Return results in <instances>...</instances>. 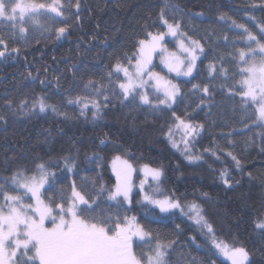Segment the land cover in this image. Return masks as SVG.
Segmentation results:
<instances>
[{"label":"trees","instance_id":"1","mask_svg":"<svg viewBox=\"0 0 264 264\" xmlns=\"http://www.w3.org/2000/svg\"><path fill=\"white\" fill-rule=\"evenodd\" d=\"M62 2L67 4L68 0ZM71 2L75 4V0ZM80 3L78 13L75 7L65 10L68 30L59 38L56 29L66 24L51 13L37 25L26 24L24 34H13L11 25L0 22V37L8 49L0 57V115L4 116L0 121V184L10 194H23V190H13L11 177L19 170L32 173L43 163L53 175L41 194L52 208L71 202L74 181L90 205L93 200L97 202L91 210L81 212L84 205L80 207L85 221L111 227L123 224L125 217L137 216L153 235L151 240L135 241L136 254L144 264L154 252L156 237L161 243L175 241L167 253V264H231L218 254L206 229L201 230L188 215L178 210H173L174 215L160 213L156 205L140 200V190H134L131 205L123 198L109 200L108 194L117 183L112 161L120 155L136 166L162 168L163 184L172 198L197 202L215 229L217 240L244 247L252 264H264V234L255 227L264 217V126H259L264 123L257 121V105L247 106L240 96V73L246 65L237 55L239 49L247 51L249 47L247 33L237 25L259 35L258 27L264 26V0ZM165 3L180 9L175 18L182 20L183 31L201 40L205 55L198 61L194 78L178 79L182 97L172 109L158 110L140 105L138 96L136 100H124L118 87L124 75L120 72L110 81L108 73L114 72L118 62L128 64L126 54L136 52L137 41L146 39L147 32L165 31L158 17ZM172 15L169 10L170 22ZM14 48L19 51H12ZM210 64L217 69L222 65L225 71L210 73ZM89 81L92 85L85 87ZM193 84L208 86L210 95L194 92ZM101 86L98 94L96 88ZM149 95L155 101L154 89ZM40 96L56 105L58 112L66 113L67 118L51 109H20L22 100L31 106ZM77 97L81 103H68ZM91 101L102 108L100 118L95 120ZM82 103L88 104L84 116L80 114ZM173 111L182 118L187 112L191 120L204 125L188 153L201 159L189 161L183 154L184 131L173 119ZM172 141L179 147H173ZM222 172L230 177L231 186L223 183ZM101 185L106 191L98 196Z\"/></svg>","mask_w":264,"mask_h":264},{"label":"snow or ice","instance_id":"2","mask_svg":"<svg viewBox=\"0 0 264 264\" xmlns=\"http://www.w3.org/2000/svg\"><path fill=\"white\" fill-rule=\"evenodd\" d=\"M75 7L77 13L81 9L80 0H75L72 4L71 0L65 4L62 0H52L49 4L36 3L35 0H0V22H7L11 25V32L15 34L17 31L24 34L27 29L22 25L28 20L35 21V18L41 15L54 13L55 17L63 18L65 27L56 29L57 38L63 36L67 28V19L65 10H71ZM253 7H256L253 4ZM264 7V3H262ZM47 10V11H42ZM171 10L172 20L167 18V13ZM180 9L174 5L165 3L161 8L158 17L161 27L166 31H159L156 34L151 32L146 33V39L137 41L136 52L132 56H125L128 64L125 66L121 63L115 65L114 72H109L108 77L111 81L113 75H119L123 72L125 80L118 83L121 95L124 100L131 98L136 100L139 98L140 105H147L150 108L158 110H170L177 103L178 98L182 97L181 87L178 83H173L171 80H165L159 75L150 71V66H153V56L159 55L160 62L163 64L169 73H175L176 77L194 78L193 73L198 71L197 62L205 55V45L200 39H194L182 30V20L175 18V13ZM53 17V18H55ZM79 19V16L76 17ZM221 19H224L221 16ZM255 19V17H252ZM19 20V24L17 21ZM38 23V21H36ZM235 24V21H233ZM247 33V51L239 49L237 55L239 60L248 65L241 69L243 76L240 96L247 106L256 104L257 120L264 122V26L258 27L259 35L253 34L244 25H237ZM166 37L178 38L177 51H169L164 44ZM206 40V38H204ZM223 39L227 42L228 37ZM255 45L256 47H251ZM0 57L5 56L7 44L4 38L0 37ZM19 51V49H12ZM179 53V54H178ZM259 56L261 59L256 60ZM134 61V62H133ZM210 73L216 71H225L221 65L217 69L215 64L209 65ZM147 77V79H145ZM155 82L153 87L157 93L155 101L150 99L147 92L141 94L138 90L152 82ZM44 81H41L43 84ZM92 85L89 84L85 87ZM100 88H96V92H101ZM194 92H200L203 96L210 95L208 86L201 87L199 84H193ZM231 91V89H230ZM162 97V98H161ZM108 100V97H104ZM81 103V98L77 97L75 101L69 100L68 103ZM123 102V101H121ZM93 109V119L100 118L102 111L101 104L96 101H91ZM204 99H201V104H204ZM11 107L12 102H7ZM24 112H32L37 107L40 112H45L51 109L52 112L58 115L66 113L58 112L56 105L48 104L43 96L33 101L31 106L26 100H22L19 105ZM200 105H197L199 108ZM88 104L82 103L80 114L86 115ZM172 117L178 121V126L184 129V148L182 150L189 161L201 159L199 156H192L190 145L195 139L200 136L204 125L199 122H194L189 118V114L185 112L184 118L178 116L175 111L172 112ZM4 120V116L0 115V121ZM259 126H264L261 124ZM169 139L172 138V131L169 129ZM104 143L103 140L100 141ZM173 147H179L175 141H172ZM207 151V150H206ZM231 155V153H229ZM236 158L233 157V160ZM116 161H120L116 157L113 162V170L116 172L117 183L114 190L108 194L109 200H118L123 198L129 205L132 203V186L129 183V174L131 165L126 161L121 162V167L117 168ZM67 164V160L65 161ZM239 166V161H236ZM37 171L31 175L26 174L24 170H19L11 177V186H14V191L23 190L24 196L30 193V199L35 201L33 204H24L21 195H12L5 191V185L0 184V196L3 197V204H0V264H144L143 259H138L132 250L133 237H137L143 241L146 238L151 240L153 235L150 231H146L144 227L135 222V217H125L124 223H114L111 227L105 224L88 223L80 218L77 208L84 205L80 211L91 210L97 206V202L93 200L89 204L88 199L80 191H77L75 182L72 183V204L65 208L63 204H56L55 208L59 211V219L52 215L53 208L45 204L41 199V189L48 183V178L51 173L45 170L43 163L36 166ZM146 176H150L155 182H159L163 176L162 168H149L144 166ZM38 173V174H37ZM223 183L230 185V177L225 172L221 173ZM7 183V178H5ZM54 182V181H53ZM144 181H141V189H143ZM106 191L103 185L98 190L97 195H102ZM144 200L156 205L160 213L174 215L173 210L179 209L184 215H188L190 219L195 220V223L201 227V230L207 231V234L212 236L215 248L227 257L231 264H252L249 252L244 247H233L223 241H217L215 237V229L203 215V209L196 203L182 206L177 199L164 197L163 199H153L150 195L145 194ZM188 208V212L184 208ZM130 210V209H129ZM31 213V215H29ZM70 217V219H68ZM165 217H161L164 219ZM51 219L52 227H45V220ZM179 228V225L176 226ZM255 227L264 234V217H261L255 224ZM157 243L152 255L146 257L147 264H167V253L173 248L175 241L161 243L156 237ZM29 253H32L29 255Z\"/></svg>","mask_w":264,"mask_h":264},{"label":"rangeland","instance_id":"3","mask_svg":"<svg viewBox=\"0 0 264 264\" xmlns=\"http://www.w3.org/2000/svg\"><path fill=\"white\" fill-rule=\"evenodd\" d=\"M52 1V0H51ZM35 2L36 3H44V4H49V3H51V2H49V3H45V1H42V0H35ZM42 11H47V10H42ZM50 14V13H49ZM52 15H54L55 16V14L54 13H51ZM42 17H44V15H41V16H38V17H36L35 18V21H33V20H28L27 21V23H24L22 26L23 27H25V25L27 24V25H29V24H36L37 25V22L36 21H38V23L42 20ZM17 23L19 24V20L17 21ZM165 31H166V29H165ZM156 34V33H155ZM177 43H178V38H172V37H166V39H165V41H164V44H165V46L167 47V49L171 52V51H177ZM256 47V46H255ZM254 48V47H253ZM179 54V53H178ZM153 66H150V71H152V72H154V73H159V75L161 76V77H163L165 80H171L173 83H178V79H180V78H186V77H179V78H177L176 77V75H175V73H169L168 72V70H167V68L163 65V64H161V62H160V57H159V55H154L153 56ZM261 59V57H259V56H257L256 57V60L257 61H259ZM134 62V61H133ZM197 64H198V62H197ZM123 65H127V64H123ZM248 65H246V67H247ZM122 73V75H124L123 74V72H121ZM145 79H147V77H145ZM154 81L152 82V83H150V84H148V85H145V87L144 88H142V89H139L138 91L141 93V94H143V93H145V92H147V94L149 95L150 94V90L151 89H154V87H153V85H154ZM179 84V83H178ZM149 97H150V95H149ZM258 121V120H257ZM260 122H262V121H260ZM262 123H264V122H262ZM184 131V129H182V132ZM116 157H119L120 158V161H116V165H117V168H119V167H121V162L122 161H126L127 162V164H129V165H131V171H130V174H129V183L131 184V186H132V195H133V193H134V190L136 191V190H140V192H141V199L140 200H142V201H145L144 200V195L145 194H148V195H150L153 199H163L164 197H170V198H172L169 194H168V192H167V190H166V188H165V186H164V184H163V176L161 177V179H160V181L159 182H155V181H153L152 179H151V177L150 176H146L145 175V171H144V166L145 165H147V164H142V165H139V166H136V165H134V164H132V163H130L127 159H124V157L123 156H120V155H117ZM115 157V158H116ZM115 158H113V161H112V170H113V162H114V160H115ZM149 168H158V167H153V166H150V165H147ZM36 171H37V169H36ZM36 171H34V172H36ZM114 171V170H113ZM34 172H32V173H34ZM32 173H29V175H31ZM114 173H115V175H116V172L114 171ZM26 174H28V173H26ZM38 174V173H37ZM116 180H117V178H116ZM141 181H144V186H143V189H141ZM47 184H45V186H46ZM44 186V187H45ZM43 187V188H44ZM43 188L41 189V193H42V190H43ZM76 189H77V187H76ZM77 191H79L78 189H77ZM12 195H16V194H12ZM19 195H21L22 196V202L24 203V204H33V205H35V201L33 200V199H30L29 197L31 196V194L29 193L28 194V196H24V194H19ZM86 197V196H85ZM41 199L45 202V204H47V205H49L46 201H45V199H44V197L42 196V194H41ZM87 199V198H86ZM172 199H174V198H172ZM178 200V199H177ZM113 201H115V200H113ZM180 201V200H179ZM148 202V201H147ZM181 202V204H182V206H185V205H189V204H192V203H196V204H198L197 202H194V201H189V202H182V201H180ZM128 203V202H127ZM72 204V200H71V202L68 204V205H65L64 207L65 208H68L70 205ZM199 205V204H198ZM50 206V205H49ZM81 206H83V205H80L78 208H77V212H78V214L80 215V213H79V209H80V207ZM200 206V205H199ZM51 207V206H50ZM174 210H178V211H180L179 209H174ZM184 211L185 212H188V208L187 207H185L184 208ZM181 212V211H180ZM182 213V212H181ZM29 215H31V213H29ZM52 215L53 216H55L56 218H57V220L59 219V215H60V213H59V211L57 210V209H54L53 208V212H52ZM204 215V214H203ZM131 217H135V215H131L129 218H131ZM80 218L81 219H83L82 217H81V215H80ZM136 218V220H135V222L137 223V224H139L140 226H142L141 224H140V222L139 221H137L138 219H137V216L135 217ZM68 219H70V217H68ZM84 220V219H83ZM195 221V220H194ZM89 223V222H88ZM44 224H45V227H47V228H50V227H52V221H51V219H46L45 220V222H44ZM143 227V226H142ZM137 240H139L137 237H133V240H132V250H133V253L136 255V257L138 258V259H140L139 257H138V254H136V251H135V241H137ZM217 241H223V242H226V241H224V240H217ZM227 244H229L228 242H226ZM230 245V244H229ZM230 246H232V245H230ZM233 247H235V246H233ZM217 252H218V254L220 255V256H222L223 257V259H226L227 261H229L230 263H231V261L227 258V257H225L222 253H220L219 252V250H217ZM32 253H29V255H31ZM153 253H151L150 255H152ZM37 263H38V261H37Z\"/></svg>","mask_w":264,"mask_h":264}]
</instances>
